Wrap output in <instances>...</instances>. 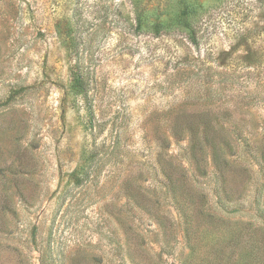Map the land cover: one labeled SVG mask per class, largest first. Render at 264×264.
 <instances>
[{"label":"rangeland","instance_id":"1","mask_svg":"<svg viewBox=\"0 0 264 264\" xmlns=\"http://www.w3.org/2000/svg\"><path fill=\"white\" fill-rule=\"evenodd\" d=\"M0 264H264V0H0Z\"/></svg>","mask_w":264,"mask_h":264},{"label":"trees","instance_id":"2","mask_svg":"<svg viewBox=\"0 0 264 264\" xmlns=\"http://www.w3.org/2000/svg\"><path fill=\"white\" fill-rule=\"evenodd\" d=\"M157 32H158V33L160 32L159 29L157 30ZM194 41H195V40H194ZM75 82L78 84L77 86H82V83H80V82H81L80 78H78ZM8 101H9V99L6 100V101L4 102V104H6Z\"/></svg>","mask_w":264,"mask_h":264}]
</instances>
